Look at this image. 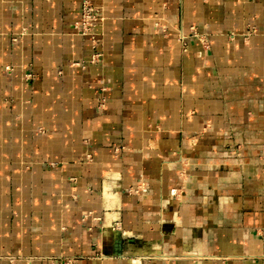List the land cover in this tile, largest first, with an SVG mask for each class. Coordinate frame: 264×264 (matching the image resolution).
<instances>
[{"label": "crops", "instance_id": "crops-1", "mask_svg": "<svg viewBox=\"0 0 264 264\" xmlns=\"http://www.w3.org/2000/svg\"><path fill=\"white\" fill-rule=\"evenodd\" d=\"M82 1L0 0V264H264V0Z\"/></svg>", "mask_w": 264, "mask_h": 264}, {"label": "built area", "instance_id": "built-area-1", "mask_svg": "<svg viewBox=\"0 0 264 264\" xmlns=\"http://www.w3.org/2000/svg\"><path fill=\"white\" fill-rule=\"evenodd\" d=\"M81 9L82 19L78 22L79 24L77 25V28L83 34L87 33L88 35H91L92 40H94V44L96 45L99 38L98 32L95 31V28L103 21L104 16L100 14L99 10L96 9L88 0L83 1Z\"/></svg>", "mask_w": 264, "mask_h": 264}, {"label": "rangeland", "instance_id": "rangeland-1", "mask_svg": "<svg viewBox=\"0 0 264 264\" xmlns=\"http://www.w3.org/2000/svg\"><path fill=\"white\" fill-rule=\"evenodd\" d=\"M84 1V0H83ZM83 1L81 2V7H82V4H83ZM87 1V0H86ZM96 9H98L99 10V13L100 14H102V12H101V10H100V8L97 6V5H95L94 3H92L90 0H88ZM82 10V9H81ZM103 15V14H102ZM82 12H80V17H79V19L77 20V21H75L74 22V28L76 29V31L79 33V34H81V35H84V36H86V37H88L89 39H90V42H91V45H92V47L93 48H96L97 47V44H98V41L96 42V45L94 44V40H92V37H91V35H88L87 33L86 34H83L81 31H79L78 30V28H77V25L79 24L78 22L82 19ZM101 24V23H100ZM100 24L98 25V26H96V28H95V31L96 32H98V38H99V31H98V28H99V26H100ZM83 28V27H82ZM84 29V28H83ZM94 44V45H93ZM95 46V47H94ZM99 54L97 53V52H95L94 53V55H93V58H95V57H97Z\"/></svg>", "mask_w": 264, "mask_h": 264}]
</instances>
